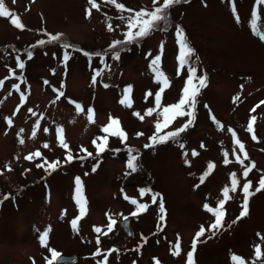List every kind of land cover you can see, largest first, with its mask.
<instances>
[{"label": "rangeland", "instance_id": "obj_1", "mask_svg": "<svg viewBox=\"0 0 264 264\" xmlns=\"http://www.w3.org/2000/svg\"><path fill=\"white\" fill-rule=\"evenodd\" d=\"M232 2L239 22L230 0H181L149 35L111 49L114 41L124 40L127 17L140 9L152 10V0H117L125 10L108 0H96L98 8H91L88 0H5L24 27L0 17V80L4 81L0 86V264H47L52 257L49 249L78 255L72 264H98L106 254L94 255L97 250L114 246L107 264H187V253L202 225L206 231L197 242L195 264H234L232 255L244 264H264V190L249 198L248 215L236 219L242 210L243 184L251 180L254 192L264 176V41L250 24L255 5L257 28L264 31V5L256 0ZM86 9L91 15L86 16ZM177 25L194 49L190 63L183 67L177 60ZM56 34H61L59 40L37 44ZM65 43L74 47L64 49ZM65 51L70 53L66 66ZM114 52H119V59H113ZM156 55L161 56L159 68L169 87L161 94V108L148 116L146 110L156 107L155 94L162 87L149 68ZM17 56L25 63L23 70L16 68ZM190 67L195 68V77L207 76L206 87L196 97L193 123L178 137L146 148L155 132L157 113L178 102ZM96 70L103 71L93 85ZM13 84L20 85L19 91ZM129 85L131 107H126L119 101ZM60 92L63 95L57 99ZM88 108L94 110V122L88 120ZM109 116L119 120L127 139L121 142L109 136L107 149L97 157L92 141L105 135L101 129ZM252 117L250 133L247 126ZM187 119L177 117L163 132L175 131ZM57 128L63 129L67 150L58 142ZM233 132L244 145L247 159L234 143ZM81 147L93 155L64 163L68 151L74 157L84 155ZM37 151L41 156L25 159ZM130 154L137 157L135 172L127 167ZM237 155L243 164L237 162ZM45 160H59L61 166L51 172L36 167ZM209 163L214 167L201 183ZM253 163L255 167L244 177L243 170ZM232 173L239 181L237 191L229 193L232 198L224 205L223 227L213 235L209 225L215 220L214 212L203 206L215 210L223 198L222 189L231 187ZM76 177L83 182L87 204L74 230L71 221L79 215L73 200ZM140 189H146V194L141 196ZM154 193L159 194L155 203ZM131 200L147 204V210L133 216L137 206ZM124 216L130 219L132 234L125 236L115 226L107 235L97 236V247L94 229L102 231L109 218L117 221ZM49 227L46 246H41L39 234ZM177 237L180 254L173 255Z\"/></svg>", "mask_w": 264, "mask_h": 264}, {"label": "snow or ice", "instance_id": "obj_2", "mask_svg": "<svg viewBox=\"0 0 264 264\" xmlns=\"http://www.w3.org/2000/svg\"><path fill=\"white\" fill-rule=\"evenodd\" d=\"M15 2H16V0H13V3H15ZM108 2L111 4H114L117 9L125 10L124 5L117 3V0H108ZM180 2H181V0H163L162 3L158 4V0H152V4H153L152 10L149 11L146 9H140L139 11H135L131 16L127 17L128 31L125 33L124 40L123 41H120V40L114 41L109 47L111 49H115L117 47V45H120L123 43H132V42L136 41L138 38H143V37L149 35L151 31L156 30L159 27V24L161 22L167 20V18H168L167 10L172 5L178 4ZM230 3H232V14L234 17H236L237 22H239V17L237 16V10H236L235 4H234V2H232V0H230ZM88 4L91 6V8H98L99 7L98 4L96 3V0H88ZM256 4L264 5V0H256ZM127 11L132 12L131 9H127ZM85 14H86V16L91 15L90 9H86ZM251 15H252V20L250 21V24H251L253 33L255 35H258L259 39L261 41H264V31H261L260 29L257 28L256 21L259 19V16H258L257 9H256L255 5L252 8ZM0 17L9 18L11 24L17 28H23L24 27L22 25V23L20 22V20L18 19L16 13L9 11V9L5 6V0H0ZM122 19H123V17H122ZM133 29H135V31H133ZM108 30L109 31L112 30V26L110 24L108 25ZM160 30H163V29H160ZM175 35H176V42L178 45L177 60H178L179 66L183 67V66L190 63L191 57L194 54V49H192L190 47V45L188 44L187 39H186L185 34H184V31L179 25L176 26ZM60 36H61V34L50 35L49 41L39 40V41H37V44L42 45V44H45L46 42L59 40ZM32 47H35V45H33ZM70 47H74V46H71L67 43L63 44L64 49H68ZM161 49H163V44H161ZM84 54L86 56L91 57V54H89V53H84ZM26 55H27V58L30 60L32 58V51H30V50L27 51ZM95 55H100V54L96 53ZM69 59H70V53L68 51H65L63 54V61H62L65 64V66L67 65V61ZM113 59H119V52H114ZM160 60H161V56L156 55L151 60V62L149 64V68L155 74V79L160 84H162V87L155 94L156 107L155 108H149L146 110L145 114L148 116H151L154 111H157V109L161 108V103H160L161 102V94L164 92V90L166 88L169 87L168 78L165 76V74L159 68ZM24 67H25L24 61L21 60V58L19 56H17L16 57V68L23 70ZM102 71L103 70L94 71V75L92 77L93 85H95L96 79L98 76H100L102 74ZM178 73H179V68H178ZM10 75H15V73L10 71ZM17 78L21 79V83L24 82L21 77H17ZM5 79H7V77ZM3 83H4V81L0 80V86H3ZM45 83H47V81H45ZM206 85H207V76L204 75V76H201L198 78L195 77V68L190 67L188 69V77L185 81V86L182 89L181 96H180V99L178 100V102H176L175 104H172V105L163 106L162 110L157 113L158 118L155 122V132L151 137H149L150 143L145 145L146 148L154 147L157 144L166 143L169 140H172V139L178 137L181 133L185 132L189 126H191V124L193 123L194 118H195L194 117V110H195L196 97L199 94L200 90L202 88L206 87ZM104 87H108V85L105 84ZM12 88L19 91L20 85L19 84H13ZM130 92H131V86L129 85L124 89V94H123L121 100L119 101L122 105H125L126 107H131V100H130V96H129ZM9 95H11V93H9ZM62 95H63V92L58 93L57 99H59V97ZM147 95H151V94L148 93ZM23 99H24V96L22 95L21 100L23 101ZM235 99H238V97H235L234 100ZM262 103H264V102H262ZM76 109L78 112L82 110L81 106L79 104H76ZM28 111L32 112V109H29ZM87 111H88L89 122H94V110L92 108H88ZM253 111H255V109H253ZM13 115H15V113H13ZM33 115H35V113H33ZM133 115L138 116L139 114L133 113ZM184 116H187L188 119H187V122L183 126L177 128L175 131L163 132V130L168 128V126L177 117H184ZM140 118L143 119V117H140ZM212 119L215 120V117H212ZM5 120L8 123V125L11 126V124H12L11 119L6 117ZM254 120H255V117H252L248 122L247 130L250 133L253 132V121ZM37 126H38V122H37V125L34 126V128H33V133H32L33 137L35 136V128ZM44 130L47 131V129H44ZM62 131H63L62 128H57V139H58L60 146L67 150L69 146L65 142V140L62 136ZM101 131L105 135L102 137H97V138L93 139V141H92L93 145L96 148V156L97 157H99V155L107 149L109 136H116L121 140V142H123L127 139L126 132H124L122 130V128H120V126H119V120L116 118H113L111 116H109L108 124L103 126ZM228 131L232 132V129H228ZM20 132L22 133L23 129H21ZM162 132H163V134H161ZM17 135L19 136L20 133H18ZM137 135H142V134L138 133ZM233 137H234V143L239 146L240 152L244 154V159H247V153L244 152V145L238 139H235V133L234 132H233ZM252 138L256 139V136L253 135ZM98 140L100 141L99 143H97ZM19 143L23 144L24 140L20 139ZM44 147H48V145L45 144ZM180 147L183 148L184 145L181 144ZM201 147H203V145H201ZM80 151L82 153H84V155L77 156V157H74L72 155L71 151H68L65 158H64V163H71L74 159L85 160L88 157H91L93 155L92 152L88 151L87 149H85L83 147H81ZM129 152H131L130 149H129ZM192 155L195 156V155H197V153L195 151H193ZM224 155H225L224 163L225 164L230 163V161L227 159L228 154L225 153ZM233 155H236L235 150H233ZM39 156H41V153L39 151H37L35 153H32V154L26 156L25 159L31 160L34 157H39ZM136 160H137V157L135 155H131V154L129 155V158L127 161V167L132 172H135L137 170ZM236 160H237V162H239L241 164L244 163V160L241 159L240 156H238V155L236 156ZM185 163H188V161H185ZM60 166H61V161H59V160L53 161V162H48L47 160H45L43 163H38L36 165L37 168H45L46 172L54 171L57 168H59ZM98 166H99L98 163L94 164L92 167V172H95L97 170ZM213 167L214 166L212 163L208 164V172H205L204 175L201 176V178H200L201 183L204 182L205 177L209 174V172L211 171V169ZM254 167H255L254 163L248 167H245V169L243 170V176L247 177L249 172ZM85 175H87V173H85ZM74 183H75V188H74V193H73V200L75 201V203L78 207V210H79V215L71 221L72 228L75 230L77 228L78 221L80 219H82L83 216L86 214L87 201H86L84 194H83V182H82L81 178L76 177L74 180ZM238 183H239V181L236 179L235 173H232L231 174V187L230 188L225 187L222 189L223 198L218 201V205L215 208V210H213L211 207H209L208 204H205L203 206L206 211L214 212L215 220L212 224L209 225V230H212L213 235H215L216 231L220 230L223 227V217L225 215L224 210H223L224 205H225L226 201H228L232 198L229 195V193L230 192L235 193L237 191ZM198 186L199 185H197V187ZM251 187H252L251 180H249L248 182L243 184V187H242L243 203L241 205L242 210H241L239 216L236 218L237 220H240L243 217L248 215L249 198L251 196L255 195L256 192L264 190V176H262L260 178L258 186L255 188L254 192L250 191ZM146 191H147L146 189H140L141 196L145 195ZM158 196H159L158 193H154L152 195L153 203L156 202ZM7 198H8L7 196L4 197V199H7ZM125 199H129V198L127 196H125ZM131 203L137 206L136 211H134L132 213L133 216L137 215L138 213H140L142 211H146L148 208L147 204H143V203L138 204L136 200H131ZM159 211L161 213L160 220L163 221L164 220V213H165V206H164V202H163L162 198L160 199V203H159ZM62 215H63V213H62ZM124 219L126 220L127 217H125ZM235 222L236 221H233V223H235ZM115 224H116V221L114 219L109 218V222L107 224V231L106 232H102L99 227H96L94 229V231L96 233L101 234V235H107L109 232L113 231ZM49 231H50V227L44 229V231L39 234V242H40L41 246H46ZM205 231H206V229L202 225L200 227L199 231H197V233L195 234V237L193 238V241H192V248L187 253V264H195L193 257H194V253L196 250V245H197V242L199 241L200 237H202L204 235ZM97 243H99V240H97ZM179 248H180L179 237H177V244L175 245V251H173V255H179L180 254ZM49 251L52 252V258L53 259L58 258L59 253L52 251L51 249H49ZM112 251H115V249H113ZM94 255H99V249L97 250V253H95ZM255 255L257 258H259V256H260V246L259 245H257L255 248ZM231 260L234 262V264H244V261L242 260V258H240L239 256H236V255H232ZM47 264H52V261L49 260L47 262ZM98 264H107V254L104 256V260L101 262H98Z\"/></svg>", "mask_w": 264, "mask_h": 264}, {"label": "water", "instance_id": "obj_3", "mask_svg": "<svg viewBox=\"0 0 264 264\" xmlns=\"http://www.w3.org/2000/svg\"><path fill=\"white\" fill-rule=\"evenodd\" d=\"M120 227L123 229L126 236H130L132 234V228L129 223V219L126 220L123 219L118 222ZM77 255H65V254H59L58 258L55 259L56 263H69L73 262L77 259Z\"/></svg>", "mask_w": 264, "mask_h": 264}]
</instances>
